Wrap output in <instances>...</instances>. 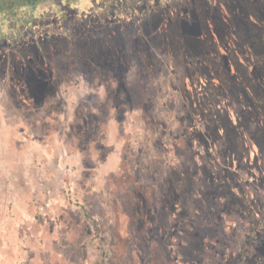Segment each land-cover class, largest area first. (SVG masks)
<instances>
[{
	"label": "rangeland",
	"instance_id": "rangeland-1",
	"mask_svg": "<svg viewBox=\"0 0 264 264\" xmlns=\"http://www.w3.org/2000/svg\"><path fill=\"white\" fill-rule=\"evenodd\" d=\"M126 2L131 8L158 4ZM93 3L81 0L80 9ZM157 9L126 10L127 41L138 38L142 20L156 28L153 12L163 11ZM118 11L124 12L114 10L115 17ZM218 16L219 24L237 19L233 6ZM228 33L241 38L239 31ZM215 34L221 47V30ZM150 37L157 38L154 30ZM165 49L142 54L149 59L144 64L129 54L126 79L106 71L109 94L95 89L85 72L69 74L59 95L46 94L42 108L27 105L20 93L12 101L0 95V119L17 123L4 126L0 135L19 140L17 154L0 152V190L17 188L19 195L16 203L0 204V264H264V171L260 175L255 167V155L228 168L221 159V110L232 98L221 90L218 54L193 56L189 73L185 63H178L175 73ZM81 54H89L86 47ZM258 58L264 72V48ZM8 101L12 109L4 110L1 103ZM42 141H49L59 161L42 166L51 175L37 180L40 189L31 198L25 189L28 156L32 143L42 146ZM228 145L227 151H242L240 142ZM175 162L194 179L188 197L181 189L178 200L172 199L171 182L163 180ZM221 167L227 168L222 176ZM233 175L239 185L221 189V180L231 183Z\"/></svg>",
	"mask_w": 264,
	"mask_h": 264
},
{
	"label": "flooded vegetation",
	"instance_id": "flooded-vegetation-1",
	"mask_svg": "<svg viewBox=\"0 0 264 264\" xmlns=\"http://www.w3.org/2000/svg\"><path fill=\"white\" fill-rule=\"evenodd\" d=\"M80 1L0 0V90L3 89L0 95L12 101L20 93L27 99V105L42 108L47 104L43 103L46 94L59 95L65 78H70L69 74L91 73V84L95 89L102 88L105 94H109L105 86L109 76L105 72L119 73L126 79L131 67L126 65L129 54L144 64L149 59L142 57L153 47L165 45V54L171 57L172 68L177 73L178 63H185L188 72L193 56L216 52L218 56L214 62L221 68V90L224 97L231 95L232 98L230 103L223 104L221 110V137L224 140L221 159L226 167L229 164L231 167L255 155V167L262 174L264 72L261 62L256 61L258 53L263 52L264 40L255 37L258 33L264 35V0H217L218 4L215 0H169L164 5L157 0L163 11L159 14L153 12L151 26L156 28H150V21L142 20L136 32L138 38H132L131 43L126 40L130 36L128 21L131 20V14L126 10H160L157 5L147 6L149 3L146 2L131 8L126 0H91L94 6L81 10ZM230 6H233L237 19L230 16L234 22L225 19L219 24L218 13L229 11ZM114 10L124 12L118 11L115 17ZM223 15L225 17L226 13ZM252 16L255 17L253 21ZM232 29L242 33L244 38L230 35L228 32ZM151 30L156 32V39L150 37ZM220 30L221 47L214 39ZM222 36L228 37L222 40ZM85 47L88 55L81 54ZM241 61L253 62L244 66ZM83 64L86 71L82 70ZM138 77L144 78L139 74ZM9 101L1 103L4 110L12 109ZM236 141L240 142L242 151H227V145L234 146ZM170 147L175 148L174 145ZM226 158L232 160L229 162ZM174 165L164 171L163 180L166 178L171 182L172 199L178 200L183 195L181 189L188 197V182H194V179L185 169L179 172L176 162ZM226 167H221V176L227 173ZM232 179L231 183L221 180V189L239 185L240 178L236 181L233 175ZM260 181H264L262 177ZM180 204L185 205L183 199ZM230 216L228 214L227 219ZM226 228L227 225H223L221 231Z\"/></svg>",
	"mask_w": 264,
	"mask_h": 264
},
{
	"label": "crops",
	"instance_id": "crops-1",
	"mask_svg": "<svg viewBox=\"0 0 264 264\" xmlns=\"http://www.w3.org/2000/svg\"><path fill=\"white\" fill-rule=\"evenodd\" d=\"M4 122V123H3ZM4 124V125H3ZM17 125V123H12V121L10 120H1L0 119V132L2 131L3 127L6 126L5 128H13ZM18 138L13 135V134H1L0 135V152H8V151H14L16 154L18 153V149H19V143L17 140ZM22 143H29V141L27 140V142H22ZM33 144V148L35 146V149L32 150L31 154L28 156V159L31 161L30 165H31V170L28 172L29 175V179L28 181V185L25 186L29 192L30 197H33V191L39 190L40 187L37 184V180L40 178L43 181H48L49 180V176L51 174H49V170L45 169L44 167H42L44 164L46 165L47 163H53V159L54 160H58L59 156H54L50 151V144L49 141H42V146H37V144ZM24 146V145H23ZM22 149V148H21ZM57 154H59L57 152ZM64 155H61V157H63ZM35 162L37 163L35 165ZM47 167V166H46ZM48 168V167H47ZM55 168V167H54ZM51 172V171H50ZM17 188L15 189H5V190H0V204H4L5 202H17V197L19 196L18 194H16L17 192ZM32 194V195H31ZM2 195H4L5 197L3 198Z\"/></svg>",
	"mask_w": 264,
	"mask_h": 264
},
{
	"label": "trees",
	"instance_id": "trees-1",
	"mask_svg": "<svg viewBox=\"0 0 264 264\" xmlns=\"http://www.w3.org/2000/svg\"><path fill=\"white\" fill-rule=\"evenodd\" d=\"M240 36H241V38H242V39L244 38V36H243V34H242V33H240Z\"/></svg>",
	"mask_w": 264,
	"mask_h": 264
}]
</instances>
